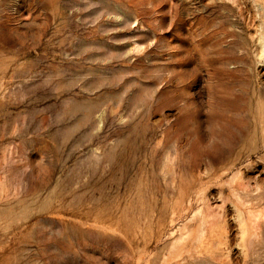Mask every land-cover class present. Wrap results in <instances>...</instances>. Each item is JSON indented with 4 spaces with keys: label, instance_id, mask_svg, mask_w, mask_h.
<instances>
[{
    "label": "rangeland",
    "instance_id": "obj_1",
    "mask_svg": "<svg viewBox=\"0 0 264 264\" xmlns=\"http://www.w3.org/2000/svg\"><path fill=\"white\" fill-rule=\"evenodd\" d=\"M0 264H264V0H0Z\"/></svg>",
    "mask_w": 264,
    "mask_h": 264
}]
</instances>
